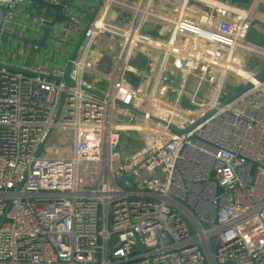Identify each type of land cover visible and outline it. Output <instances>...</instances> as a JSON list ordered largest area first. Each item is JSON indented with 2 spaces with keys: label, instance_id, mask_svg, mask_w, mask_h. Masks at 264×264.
I'll list each match as a JSON object with an SVG mask.
<instances>
[{
  "label": "built area",
  "instance_id": "built-area-1",
  "mask_svg": "<svg viewBox=\"0 0 264 264\" xmlns=\"http://www.w3.org/2000/svg\"><path fill=\"white\" fill-rule=\"evenodd\" d=\"M24 2L0 0V34ZM240 2L104 0L71 61L74 86L66 68H13L0 48V264H264V81L233 57L255 49ZM114 4L129 9L127 27L108 22ZM54 18L32 15L45 27ZM153 20L165 39L144 30ZM86 26L68 15L56 40ZM147 45L163 52L150 90L159 52ZM148 50L149 83L134 84L133 55ZM229 73L253 85L224 103ZM128 131L144 141L130 154L120 149Z\"/></svg>",
  "mask_w": 264,
  "mask_h": 264
},
{
  "label": "crops",
  "instance_id": "crops-1",
  "mask_svg": "<svg viewBox=\"0 0 264 264\" xmlns=\"http://www.w3.org/2000/svg\"><path fill=\"white\" fill-rule=\"evenodd\" d=\"M68 1L72 6L65 7L64 9L67 16H80L85 24H88L91 14L94 11V5L84 0ZM195 3L198 4V2ZM240 4L248 10L252 19V24L246 36V40L252 44L255 49L252 51L238 49L236 53L240 59L238 61L236 60V63L241 69L256 74L264 70V0H241ZM79 10L86 13L88 15L87 18L81 16ZM35 13H47L55 16V12L52 9L39 1L25 0V2L18 8L14 21L7 26V30L0 34L1 60L11 65L13 68H29L34 64H43L48 67L59 66L67 69L68 64L71 61V53L81 36V31L83 30L80 29L72 33L70 39L65 43L58 40H48L45 47L40 48L37 45L26 41L31 40L33 42H40L44 34L45 26L38 22H34L32 19V15ZM129 17L130 11L128 8L114 4L108 11L107 20L116 26L125 28L128 25L127 22ZM150 22L154 23L157 35H153L152 32L150 33L156 38L162 40L165 39L162 38L163 34L161 35L160 32L161 30L162 32L168 31V27L160 26L159 22L155 20ZM63 24L64 21L59 22L57 27L52 31L55 37H58ZM102 26L108 31L112 29V25L109 23H103ZM55 44L59 46L58 49L56 47L57 50L55 49ZM54 50L58 53L54 54ZM146 53L147 56L140 53L133 55L131 61V67L133 70L128 72L127 79L134 84L142 86L144 84L146 86L149 83L148 74L150 75L152 73V66L157 54L151 50H148ZM136 68L140 70L138 71V74L135 73ZM111 69V62L108 58L99 62V70L103 74L111 72ZM171 73L172 74H169L173 76L176 84L182 82L183 77L181 75H183V73L180 70H172ZM237 80L238 78L232 75V89L230 90L232 93L242 87ZM186 82L187 86H190V88L193 89L197 82V77L190 75L187 77ZM99 84V91H102L105 85L103 83ZM202 92L204 93L203 90ZM189 95L190 94H187L183 97V104L185 106L193 107V105H191L192 103H190ZM174 96L175 93H172L171 97Z\"/></svg>",
  "mask_w": 264,
  "mask_h": 264
},
{
  "label": "water",
  "instance_id": "water-1",
  "mask_svg": "<svg viewBox=\"0 0 264 264\" xmlns=\"http://www.w3.org/2000/svg\"><path fill=\"white\" fill-rule=\"evenodd\" d=\"M84 1L89 2L90 4L94 5V11L92 12L90 20H89L87 26L85 27L83 33L81 34L76 46L74 47V49H73V51L71 53V57H70L71 61L75 58L76 53H77V51H78V49H79L80 45L82 44V41H83V39L85 37V33H86L87 29L90 27L91 23L93 22V20L97 16L100 8L102 7V5L104 3V0H84ZM39 2L44 4V5H46V6H48L50 9L54 10L55 11V18H54V21L49 26L44 28V34H43V37H42L40 42H33L31 40H26V41L28 43L37 45L40 48H43V47H45L46 42L48 40H56V37L52 36L53 26L55 24L61 22V21L63 22V21H66L68 19V16L65 13L64 9H65V7H70L71 3L68 0H61L59 5L49 4V3H46V2H43V1H39ZM144 30L148 31V32H152L153 35H157V30L155 28L154 23H152V22L146 23L144 25ZM146 47H148V48H150L152 50H156V51L159 52V57H158V60H157L156 68H155V71H154V75L152 76V80H151V83L149 84V88H148V90H150L151 86L153 84V81H154V77H155V75L158 72L159 66L161 65V62H162V59H163V52H162V50H160V49H158L156 47H153V46L147 45ZM71 61L68 64V67L66 69L67 73H66L65 82L68 85H70V86H74V83L69 79V72H70L71 66H72ZM254 79L257 80V81H264V70H262L261 72L256 73L254 75ZM252 85H253L252 81H247L241 88H239L230 97H228L226 100H224V103L230 102L231 100L236 98L238 95H240L241 93H243L244 91H246L247 89L252 87ZM97 94L101 95L99 93H97ZM119 104L122 105V103H119ZM126 107L129 108L133 112H136V113H139V114H142V115L145 114L144 111L137 110V109L133 108L132 106H126ZM211 114H212L211 112L209 114H207L203 119L199 120L198 123L203 121L204 119H206ZM119 118H122V116H120ZM123 119L126 120V121H129V118H123ZM153 119H155V118L153 117ZM171 127L175 131H177L179 134H182L186 130H188V129L180 130V129H177V128L173 127V126H171ZM222 264H237V263L236 262H225V263H222Z\"/></svg>",
  "mask_w": 264,
  "mask_h": 264
},
{
  "label": "rangeland",
  "instance_id": "rangeland-1",
  "mask_svg": "<svg viewBox=\"0 0 264 264\" xmlns=\"http://www.w3.org/2000/svg\"><path fill=\"white\" fill-rule=\"evenodd\" d=\"M70 6H72V5H70ZM79 11L81 12L80 13L81 16H84V17L87 18L88 15L86 13L82 12L81 10H79ZM160 26L163 27L165 25L163 23V24H160ZM82 30L84 31V29H82ZM83 31H81V34L83 33ZM52 36H55V35L52 33ZM56 47H57V49L59 48V46L55 44V49H56ZM56 50H54V54H57L58 53ZM113 57L114 56L111 55V54H109V55L106 56V58H108V60H110V62H111V60H112ZM177 60L180 61L179 59H174L172 57L171 58L172 64L175 65L173 63V61L176 62V63H178ZM153 67H154V65H153ZM166 76H169L171 78L173 77L169 73H167ZM231 78H232V74H230V73L225 76V79H224V83H225L224 84V88L227 89V90H231L232 89ZM136 121H140V116H138V118H136ZM139 137H141V134L139 132H137V131H128L127 133H123L122 134V140H121V146H120L121 151L123 153L127 152L128 154H130L131 152L138 150V148H140L143 145V143H144V141H139L138 140ZM129 138H131V141L130 142L128 141Z\"/></svg>",
  "mask_w": 264,
  "mask_h": 264
},
{
  "label": "bare ground",
  "instance_id": "bare-ground-1",
  "mask_svg": "<svg viewBox=\"0 0 264 264\" xmlns=\"http://www.w3.org/2000/svg\"><path fill=\"white\" fill-rule=\"evenodd\" d=\"M118 27V26H117ZM116 26H113L112 25V29L110 30V32L112 31H116V32H121L120 31V29H118ZM136 51V50H135ZM134 50H132L131 48H129L128 50H126V53H125V55L122 57V60L124 61L123 62V64H125V60H126V58L128 57V55L130 54V53H132V52H135ZM233 57H234V59L235 60H239L240 59V57L237 55V53H235L234 55H233ZM124 67H126L125 65H124ZM164 67L165 68H168L169 70H170V66H166V64L164 65ZM241 73L243 74V75H245L246 76V74H244L245 72L244 71H241ZM188 104V103H187Z\"/></svg>",
  "mask_w": 264,
  "mask_h": 264
}]
</instances>
